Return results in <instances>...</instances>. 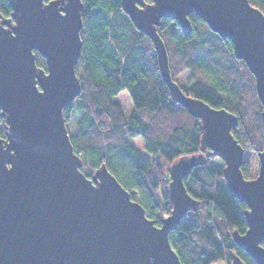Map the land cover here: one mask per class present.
I'll list each match as a JSON object with an SVG mask.
<instances>
[{
	"label": "water",
	"instance_id": "1",
	"mask_svg": "<svg viewBox=\"0 0 264 264\" xmlns=\"http://www.w3.org/2000/svg\"><path fill=\"white\" fill-rule=\"evenodd\" d=\"M9 2L11 17L0 13V108L7 122L0 136V264H182L169 235L197 205L184 178L205 161L206 148L224 161L230 188L248 205V227L234 231V241L264 264V148L256 176L245 177V149L232 133L237 116L184 93L158 30L165 17L188 35L195 13L230 40L256 78L264 134V12L250 0H121L152 40L172 98L201 120V151L171 164L172 211L156 224L104 163L87 176L70 139L64 110L81 92L83 1ZM232 264L246 263L233 254Z\"/></svg>",
	"mask_w": 264,
	"mask_h": 264
},
{
	"label": "trees",
	"instance_id": "2",
	"mask_svg": "<svg viewBox=\"0 0 264 264\" xmlns=\"http://www.w3.org/2000/svg\"><path fill=\"white\" fill-rule=\"evenodd\" d=\"M82 52L77 64L81 92L64 110L74 151L82 159L81 170L103 163L160 224L172 211L169 196L171 164L182 156L201 151V120L176 102L163 79L152 40L139 30L123 9L121 0H82ZM152 2V0H144ZM264 12V0H250ZM9 0H0V13L10 16ZM193 30L185 34L179 23L162 18L158 27L169 56L172 78L185 94L215 108L235 114L234 137L245 149L241 166L245 177L258 172V152L264 148L262 103L256 78L246 62L237 57L233 43L213 31L195 13L189 15ZM36 52V63L47 68ZM188 78L182 81V75ZM127 90L133 110L126 114L115 99ZM0 136L7 122L0 108ZM143 141L144 152L132 142ZM205 161L184 178L187 191L197 200L170 241L182 264H232L236 254L246 264H259L234 241V231L247 229L248 205L230 188L224 165H218L209 148ZM254 154V158L251 157Z\"/></svg>",
	"mask_w": 264,
	"mask_h": 264
},
{
	"label": "rangeland",
	"instance_id": "3",
	"mask_svg": "<svg viewBox=\"0 0 264 264\" xmlns=\"http://www.w3.org/2000/svg\"><path fill=\"white\" fill-rule=\"evenodd\" d=\"M182 77H183L182 81L185 82L188 78V74L185 73L182 75ZM115 99L122 104L123 109L126 114H129L133 110V102L127 90L121 91L118 95L115 96ZM68 128L71 131H74L75 121H72L71 123H69ZM132 142L141 150L142 153L144 152L143 141L141 140V138H135L132 140ZM254 156H255L254 154H251L252 158H254ZM257 160H258L257 166L259 167V159ZM214 162L218 165H221V164L224 165V161L220 158H216ZM94 171L95 169H87L86 173L91 175L92 173H94ZM212 264H227V263L224 260H218Z\"/></svg>",
	"mask_w": 264,
	"mask_h": 264
},
{
	"label": "flooded vegetation",
	"instance_id": "4",
	"mask_svg": "<svg viewBox=\"0 0 264 264\" xmlns=\"http://www.w3.org/2000/svg\"><path fill=\"white\" fill-rule=\"evenodd\" d=\"M45 2H47V0H45ZM11 15H12V12H11ZM11 15L10 16H7V17H5V18H9V17H11ZM1 18V17H0Z\"/></svg>",
	"mask_w": 264,
	"mask_h": 264
},
{
	"label": "snow or ice",
	"instance_id": "5",
	"mask_svg": "<svg viewBox=\"0 0 264 264\" xmlns=\"http://www.w3.org/2000/svg\"><path fill=\"white\" fill-rule=\"evenodd\" d=\"M48 3H52V0H47ZM47 10V9H46Z\"/></svg>",
	"mask_w": 264,
	"mask_h": 264
},
{
	"label": "built area",
	"instance_id": "6",
	"mask_svg": "<svg viewBox=\"0 0 264 264\" xmlns=\"http://www.w3.org/2000/svg\"><path fill=\"white\" fill-rule=\"evenodd\" d=\"M169 215H170V214H167V213H166L164 217H168Z\"/></svg>",
	"mask_w": 264,
	"mask_h": 264
}]
</instances>
